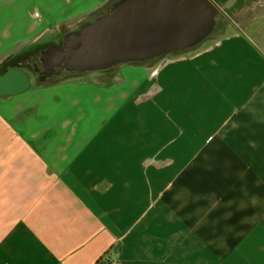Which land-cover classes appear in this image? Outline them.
I'll use <instances>...</instances> for the list:
<instances>
[{
  "label": "crops",
  "instance_id": "crops-1",
  "mask_svg": "<svg viewBox=\"0 0 264 264\" xmlns=\"http://www.w3.org/2000/svg\"><path fill=\"white\" fill-rule=\"evenodd\" d=\"M76 1L0 0V57L59 16L54 8L94 0ZM41 5L44 21L34 16ZM250 5L263 9L258 34L165 66L160 95L141 99L153 81L127 87L143 71L129 69L115 89L0 97V264H264V0ZM41 100L21 124L19 113ZM107 115L119 116L103 129ZM46 132L45 151L28 147ZM233 240L249 262L231 256Z\"/></svg>",
  "mask_w": 264,
  "mask_h": 264
},
{
  "label": "water",
  "instance_id": "water-1",
  "mask_svg": "<svg viewBox=\"0 0 264 264\" xmlns=\"http://www.w3.org/2000/svg\"><path fill=\"white\" fill-rule=\"evenodd\" d=\"M214 1L94 0L28 40L22 46L30 54L25 61L18 59L17 67L0 69V89L22 78L26 85L8 88V92L18 94L31 86L22 65L35 77L36 88L93 85L115 89L127 82L129 69L149 73L243 39L244 33ZM256 1L247 0L249 5H245L237 0L226 7L246 34H251L249 29L257 24L254 18L263 10L250 5ZM53 30L55 37L46 38ZM26 49L17 56L27 55Z\"/></svg>",
  "mask_w": 264,
  "mask_h": 264
},
{
  "label": "flooded vegetation",
  "instance_id": "flooded-vegetation-1",
  "mask_svg": "<svg viewBox=\"0 0 264 264\" xmlns=\"http://www.w3.org/2000/svg\"><path fill=\"white\" fill-rule=\"evenodd\" d=\"M36 3H41V2H48V0H35ZM66 3H69V0H65ZM221 9V11L225 14V16H227V18L238 28L240 29L244 35H246V38L248 39H251L254 35H257L259 30L262 28L261 25H263V23H257L253 30H251V28L249 29V31L251 32V34H246L244 31V29L236 22V19H234L230 14H229V11L227 10L226 7H232L234 4H236L237 0H222V2H220L219 0L217 1H214ZM35 6H39V4L35 5ZM43 5H41L42 7ZM34 9V7H33ZM32 9V10H33ZM56 11H57V14L59 16H56L54 18H47L48 16V11L46 10L45 7H42V10H43V13H42V20L44 21L46 18L48 21V23H44L43 25H41V27H39L33 34L29 35L27 38L29 39H19V40H16V41H13L11 43V45H15V44H18L19 47L18 48H12L6 52L3 53V57H6V56H9L7 53L8 52H12V53H23L25 51V48L22 47L25 42H27L28 40H30L31 38H33L34 36H36L37 34H39L41 31L45 30L46 28H48L49 26H51L55 21H59V20H62L63 17H66V16H69V14L71 12L68 11V9L66 8H63V7H56L54 8ZM63 16V17H62ZM60 17V18H59ZM40 18V19H41ZM242 20V17L240 16V18ZM255 21H258L260 20V18L256 15L255 18H254ZM50 21V22H49ZM264 27V26H263ZM258 29V30H257ZM9 45V46H11ZM8 46V47H9ZM16 57V56H15ZM3 60V59H2ZM17 59L15 58H10V59H7L5 61H3L4 63V67H8V69L10 70L11 68H13L15 66V61ZM2 63V62H0ZM163 71V68L159 69V68H155L153 69L151 72L147 73L146 71L143 70V77H144V80L145 82L146 81H149V82H152L145 91L142 92L141 94V99H147V98H150V97H154L155 95H160L163 93L164 91V88L163 86L160 84L159 82V76L161 74V72ZM29 76H32L31 74H28ZM31 78V77H30ZM25 79L22 78L20 79L18 82H15V81H11V82H8V86L6 88H3L0 90V97L1 96H4V94H6L9 89L8 88H14V87H10V86H23V85H26L24 84L25 83ZM24 92H21L22 94H30V93H36V92H39V91H42V90H45V89H40V88H36L34 87L33 85H31L30 87H26V88H23ZM56 89V88H55ZM3 91V92H2ZM50 95H51V98H50V103L53 104L55 106V109L56 110H60L61 111V105L62 103H64L65 101V98L64 96L62 97L61 94L58 92V91H53V92H50ZM48 104V102L46 100H41V101H38L36 103H34L33 106L31 107H28L27 109L21 111L19 113V116H18V121L21 122V124L23 123V121L27 118V117H30L32 116L36 111V110H39L41 108H44L46 105ZM51 116V113L50 112H47V113H43L40 118L41 119H48L49 117ZM119 115H116L115 117H112L110 115H107L105 117H103L102 119L99 120L100 122V125L103 126V129L105 128H113V126L115 125L116 123V120H117V117ZM21 124H19L18 126H20ZM50 130V133H54L53 131H55V129H49ZM47 130V131H49ZM84 131H90L91 133V124L90 122L86 123L85 127H84ZM49 133L46 132L44 133V135L37 139V140H31L29 142V148H40L41 151H45L46 149V145H47V141L49 140L50 136H48ZM94 138V136H93ZM231 141H233L232 137L230 138ZM236 139H234V142H235ZM93 147H91V150L93 149L94 152L97 151V149L99 147H101L103 145V142H102V139H93V143H92ZM240 214L237 213L233 219H239L240 218ZM231 244H232V255L237 261L240 260L239 257H236L237 255H239L243 261L245 262H249V259L247 258L245 252H243L242 250V246L245 245V242H242V241H237L236 240H233L231 241ZM235 246H236V249H235ZM217 259V258H216ZM216 259H214L215 261H217ZM229 259H226L225 262L227 264H229Z\"/></svg>",
  "mask_w": 264,
  "mask_h": 264
},
{
  "label": "rangeland",
  "instance_id": "rangeland-1",
  "mask_svg": "<svg viewBox=\"0 0 264 264\" xmlns=\"http://www.w3.org/2000/svg\"><path fill=\"white\" fill-rule=\"evenodd\" d=\"M78 1V0H77ZM76 1V2H77ZM80 1V0H79ZM72 2V1H71ZM81 2L82 3H84L85 2V0H81ZM82 3H80V4H82ZM76 5H78V2H77V4ZM39 8V7H38ZM80 7H76V9H73V11H71V12H75V11H77L78 9H79ZM34 11V10H33ZM63 17V16H62ZM60 18V17H59ZM55 31L56 30H53L52 32H50L49 34H48V36L46 37V38H50V37H55ZM28 42V41H27ZM27 42H25V43H27ZM232 43V45H231V47H235V43H236V41H233V42H231ZM30 54H27V55H24V56H16V57H13V56H11V55H9V56H6V57H0V62H2V63H0V69L1 68H3L4 67V62L3 61H5V60H7V59H10V58H15V59H20V60H23V61H25V56H29ZM3 59V60H2ZM28 60V59H27ZM23 66V70L27 73V74H31L32 76H29V77H31L30 78V80H31V85H35V77L33 76V74L29 71V69H28V67L26 66V65H22ZM141 73H143V71L142 72H140V74L139 73H137V75H135V72H131V80H130V82H129V84H128V86L127 87H138V88H141L144 84H145V80H144V77L142 76V74ZM126 87V88H127ZM124 92V90L122 89H120V90H118V91H116V93H114L113 95H111L110 96V99H117L122 93ZM183 100V99H182ZM59 158H61V154H57L55 157H54V159L53 160H55V159H59ZM49 210H51V209H49ZM25 248V246L24 245H18V250H20V251H22L23 249Z\"/></svg>",
  "mask_w": 264,
  "mask_h": 264
},
{
  "label": "built area",
  "instance_id": "built-area-1",
  "mask_svg": "<svg viewBox=\"0 0 264 264\" xmlns=\"http://www.w3.org/2000/svg\"><path fill=\"white\" fill-rule=\"evenodd\" d=\"M42 13H43V10L42 9H38L35 11L34 13V16L38 19H40L42 17Z\"/></svg>",
  "mask_w": 264,
  "mask_h": 264
},
{
  "label": "trees",
  "instance_id": "trees-1",
  "mask_svg": "<svg viewBox=\"0 0 264 264\" xmlns=\"http://www.w3.org/2000/svg\"><path fill=\"white\" fill-rule=\"evenodd\" d=\"M98 264H108V260H105V258H101L99 259Z\"/></svg>",
  "mask_w": 264,
  "mask_h": 264
}]
</instances>
